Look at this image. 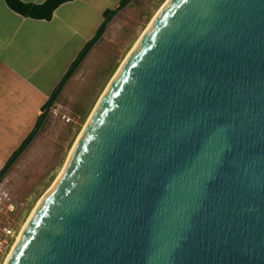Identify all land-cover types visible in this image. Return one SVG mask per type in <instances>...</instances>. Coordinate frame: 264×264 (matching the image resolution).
<instances>
[{
	"label": "water",
	"instance_id": "1",
	"mask_svg": "<svg viewBox=\"0 0 264 264\" xmlns=\"http://www.w3.org/2000/svg\"><path fill=\"white\" fill-rule=\"evenodd\" d=\"M6 264H264V0H170Z\"/></svg>",
	"mask_w": 264,
	"mask_h": 264
},
{
	"label": "rangeland",
	"instance_id": "2",
	"mask_svg": "<svg viewBox=\"0 0 264 264\" xmlns=\"http://www.w3.org/2000/svg\"><path fill=\"white\" fill-rule=\"evenodd\" d=\"M166 2L131 0L107 25L53 104L42 111L40 116L45 114V119L35 139L0 179L13 206L6 217L14 229L21 231L39 200L57 181L112 79ZM111 5L116 6L114 0ZM7 162L0 163V175Z\"/></svg>",
	"mask_w": 264,
	"mask_h": 264
},
{
	"label": "crops",
	"instance_id": "3",
	"mask_svg": "<svg viewBox=\"0 0 264 264\" xmlns=\"http://www.w3.org/2000/svg\"><path fill=\"white\" fill-rule=\"evenodd\" d=\"M20 1L41 5L47 0ZM111 1L68 2L47 21L24 17L0 0L1 164L34 130L44 106L97 36L105 13L122 0H114L116 6Z\"/></svg>",
	"mask_w": 264,
	"mask_h": 264
},
{
	"label": "trees",
	"instance_id": "4",
	"mask_svg": "<svg viewBox=\"0 0 264 264\" xmlns=\"http://www.w3.org/2000/svg\"><path fill=\"white\" fill-rule=\"evenodd\" d=\"M8 6L14 10L16 13L28 17L33 18L37 20H51L53 17L54 12L63 4L72 2L75 0H47L41 5H33V4H26L21 2L20 0H5ZM131 0H122L119 7L115 10H109L105 13V22L101 29L99 30L97 36L87 45V47L82 51V53L79 55L78 59L74 62L69 72L66 74L64 80L58 87V89L54 92V94L51 96L47 104L44 106V110L48 109L53 102L56 100L60 90L64 87L65 83L76 73V71L80 68L83 61L86 59V57L89 55L90 51L93 49L95 44L100 40L102 35L104 34L107 25L112 21V19L117 16V14L122 11L124 8H126L130 4ZM45 114L40 116L36 127L34 130L30 133L28 138L23 142V144L20 146V148L14 152L10 160L8 161L6 167L4 168L3 172L0 175V179L6 174V172L9 170V168L17 161V159L20 157V155L28 148V146L32 143V141L35 139L36 135L39 132L40 127L44 123Z\"/></svg>",
	"mask_w": 264,
	"mask_h": 264
},
{
	"label": "built area",
	"instance_id": "5",
	"mask_svg": "<svg viewBox=\"0 0 264 264\" xmlns=\"http://www.w3.org/2000/svg\"><path fill=\"white\" fill-rule=\"evenodd\" d=\"M10 202L9 194L0 186V264H6L20 233V228L14 229L6 217L13 207Z\"/></svg>",
	"mask_w": 264,
	"mask_h": 264
},
{
	"label": "bare ground",
	"instance_id": "6",
	"mask_svg": "<svg viewBox=\"0 0 264 264\" xmlns=\"http://www.w3.org/2000/svg\"><path fill=\"white\" fill-rule=\"evenodd\" d=\"M169 2H170V0H167V2H166V3L163 5V7L159 10V12H158L157 15L154 17V19L152 20V22L149 24V26H148V28L146 29L145 33H144V34L142 35V37L138 40V42L136 43V45L134 46L133 50L130 52V54L128 55V57L126 58V60H125L124 63L122 64V66L126 63L127 59H128L129 56L131 55V53L136 49V47L138 46V44H139L140 41L142 40L143 36H144V35L146 34V32L151 28V26L153 25L154 21L157 19V17L160 15V13L162 12V10L167 6V4H168ZM122 66L120 67V69L122 68ZM120 69L118 70V72L120 71ZM118 72H117V73H118ZM117 73H116V75H117ZM115 77H116V76H114V78H115ZM114 78L112 79V81L114 80ZM112 81H111V83H112ZM111 83H110V85H111ZM110 85L108 86L107 90L109 89ZM107 90H106V92H107ZM106 92H105V93H106ZM105 93H104V94H105ZM103 96H104V95H103ZM98 104H99V103H98ZM97 106H98V105H97ZM97 106H96V108L94 109V112L96 111ZM94 112L92 113V115L94 114ZM90 120H91V118L89 119V121H90ZM89 121H88V123H89ZM88 123H87V125H88ZM87 125L85 126L84 129H86ZM83 133H84V130H83L82 133L80 134V136H79V138H78V140H77V142H76V144H75V146H74V149L72 150V153H71L70 157L72 156V154H73V152H74V150H75V148H76V145L78 144V142H79V140H80V138H81V136H82ZM69 159H70V158H69ZM69 159H68V162H69ZM67 165H68V163L66 164L64 170L62 171V173H61L60 176L58 177L57 181H56V182L53 184V186H52V187H51V188L45 193V195L39 200V202L37 203V205L35 206V208H34L33 211L31 212L30 216L28 217L27 221L23 224V227H22V229H21V231H20V233H19L18 239H17L16 243L14 244V247L12 248V250H11V252H10V254H9L8 260H9V259L11 258V256L13 255V253H14L16 247H17V243H18V241H20V236H21L22 232H23V231L26 229V227L28 226L30 220H31L32 217L34 216L35 212L37 211L38 207H39L40 204L42 203V201H43V199L45 198V196H46L50 191H52V189L55 188V186L57 185L59 179L62 177V175H63V173H64V171H65ZM8 260H7V261H8ZM7 261H6V263H7Z\"/></svg>",
	"mask_w": 264,
	"mask_h": 264
}]
</instances>
